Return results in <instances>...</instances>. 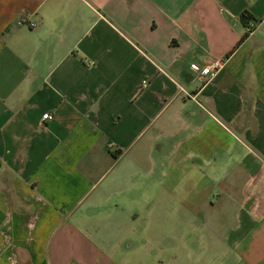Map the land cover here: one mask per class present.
<instances>
[{
	"label": "crops",
	"instance_id": "obj_1",
	"mask_svg": "<svg viewBox=\"0 0 264 264\" xmlns=\"http://www.w3.org/2000/svg\"><path fill=\"white\" fill-rule=\"evenodd\" d=\"M239 180L263 194L264 0H0V264H128L130 196L162 190L236 207L219 259L264 264Z\"/></svg>",
	"mask_w": 264,
	"mask_h": 264
},
{
	"label": "rangeland",
	"instance_id": "obj_2",
	"mask_svg": "<svg viewBox=\"0 0 264 264\" xmlns=\"http://www.w3.org/2000/svg\"><path fill=\"white\" fill-rule=\"evenodd\" d=\"M219 170L220 167H215L210 172V169L205 168L206 174L210 172L212 175L209 174L206 179L198 174L197 181L194 182L195 188L200 189L203 185H208L218 193L221 183L214 174ZM238 184L237 218L240 216L245 219L247 225L237 230V241L238 235L240 234L243 240L250 231L248 227L253 225V201L257 203L256 215L264 211V182L261 183L263 194L259 196L252 194V182L239 180ZM150 185L152 182H144L146 190ZM158 194L153 196V192H146L142 207L138 205L137 199L133 202V199L137 198L136 195L130 196L127 212L124 213L128 217L130 229L124 231L123 235H128L136 246L128 264H245L238 257L237 261L219 259L225 244L233 245L234 242L232 234L227 241L223 237L229 234L236 207L229 206L228 212L221 216L223 213L218 208L213 212L209 206L197 207L201 199L198 195H194L191 204L189 199L186 202L180 196H170L164 190ZM212 200L215 202L214 198ZM205 219L206 226L203 222ZM191 240L194 245L189 244L188 241Z\"/></svg>",
	"mask_w": 264,
	"mask_h": 264
},
{
	"label": "built area",
	"instance_id": "obj_3",
	"mask_svg": "<svg viewBox=\"0 0 264 264\" xmlns=\"http://www.w3.org/2000/svg\"><path fill=\"white\" fill-rule=\"evenodd\" d=\"M17 24L19 26H27L28 28H33L35 24L29 20L27 15H22L18 21ZM191 69L198 72L200 75H202L205 78H211L214 76V74L222 67V60L220 59H214L210 63L205 64L203 66H198L196 64H192ZM146 86V82H143V87ZM42 120H51L52 115L49 113H45L41 116Z\"/></svg>",
	"mask_w": 264,
	"mask_h": 264
},
{
	"label": "trees",
	"instance_id": "obj_4",
	"mask_svg": "<svg viewBox=\"0 0 264 264\" xmlns=\"http://www.w3.org/2000/svg\"><path fill=\"white\" fill-rule=\"evenodd\" d=\"M241 19H242V21L246 24L247 23V21L250 19L249 18V15L247 14V12H242V14H241ZM249 30H250V28H249Z\"/></svg>",
	"mask_w": 264,
	"mask_h": 264
}]
</instances>
